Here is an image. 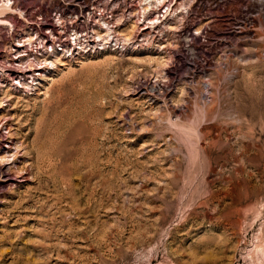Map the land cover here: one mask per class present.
I'll use <instances>...</instances> for the list:
<instances>
[{"label":"rangeland","instance_id":"1","mask_svg":"<svg viewBox=\"0 0 264 264\" xmlns=\"http://www.w3.org/2000/svg\"><path fill=\"white\" fill-rule=\"evenodd\" d=\"M59 2L0 1V56ZM196 2L8 92L0 264H264V0L196 5L190 46Z\"/></svg>","mask_w":264,"mask_h":264},{"label":"built area","instance_id":"2","mask_svg":"<svg viewBox=\"0 0 264 264\" xmlns=\"http://www.w3.org/2000/svg\"><path fill=\"white\" fill-rule=\"evenodd\" d=\"M58 5L48 6L42 3L35 10L31 17V27L33 28V43L27 47L31 56L24 59L23 67L28 69L29 63L34 66L39 65L37 59L38 53H61L63 56L71 59L94 54L104 48L106 45L118 47V44L125 46L122 37H116L115 32L120 25L128 23L140 16L147 17L142 24L154 21L157 24L163 23L165 17L176 9L177 0H151L140 4V0H60ZM192 4L182 23V33L189 37V45H192L194 30L200 20H195L196 5L204 4L205 0H196ZM26 14V12H25ZM159 17V19H157ZM128 18V19H127ZM107 20L108 24L101 23ZM158 21V22H157ZM106 25V26H105ZM112 27L113 35L110 40L98 38V33L102 29ZM120 35V34H118ZM115 36V37H114ZM121 36V35H120ZM29 37V36H28ZM22 40V37H20ZM25 39L20 45L21 50L24 48ZM28 43V42H27ZM61 51V52H60ZM26 51L20 54H25ZM42 66V64L40 65ZM35 67V69H36Z\"/></svg>","mask_w":264,"mask_h":264},{"label":"bare ground","instance_id":"3","mask_svg":"<svg viewBox=\"0 0 264 264\" xmlns=\"http://www.w3.org/2000/svg\"><path fill=\"white\" fill-rule=\"evenodd\" d=\"M0 1L2 2L3 6L7 7L12 12H13V10H15L13 5L9 4V2L11 0H0ZM143 1L150 2L151 0H143ZM140 4H143L142 0H140ZM19 10H20V14H21L22 9L20 8ZM169 16L170 15H167L166 17H169ZM146 18L147 17L143 16V19H141L139 16L137 18L139 25H142L145 28H147V27L154 28V27L159 25L154 21H152V23L148 22L147 24H142V22ZM157 19H159V17ZM131 20H130V22H131ZM0 23L7 24V23H11V22H8V20L2 19L0 17ZM101 23H105V24L109 25V22H107V20H103V22H100L99 25H102ZM163 23L166 24V21L164 20ZM128 25H129V23H128ZM142 26H141V28H142ZM111 29H113V28L108 27L106 29V32L103 33L104 35L102 34V32H100L101 34L98 33V38H100L101 40H105V43H107L110 40L111 36L113 35V32L115 31V30L112 31ZM156 29H157V27H156ZM24 31L19 32V33L17 32L16 34H14L13 38H14L15 44H12V42H11V44L9 43L10 44L9 46L6 44L8 46L7 50H9V51H7L8 53L5 55V57L0 56V110H2V112L7 111L6 108H4V103L8 102L10 100L9 98L6 99L7 95H9L8 92L9 93L11 92L10 94H13V95L14 94L22 95L24 92H26V94H28V95L35 94V93L37 94L39 92L38 90L40 88L38 86H36L37 84L35 85L34 82L35 81H37V82L41 81V78H43L46 75L45 74L46 65H42V66H40V65L41 64H47V63H51L52 65L56 64L55 61L52 60L51 57L56 56L58 53H54V54L51 53L52 54L51 55L49 52H47V53H38L37 59L39 60V65L37 67L36 66L33 67V63H29L28 69H25L23 67L24 59L31 56V54H30L31 52L29 50H27V47L30 43H33L32 33L30 31H27V30H24ZM33 31H35V30H33ZM118 34H116L117 35L116 41L118 39H121L118 37H122L123 38L122 40H124V42L126 44H129V45L133 44V43L135 44L134 41L132 42V40L130 41L128 38L125 39L122 35L120 36ZM20 37H22V40L25 39L24 42H26L24 44V46H23L24 48L22 50L20 48L21 43H19V42H22ZM16 41L18 44L16 43ZM4 47H6V46H4ZM23 51H26V52H25V54L21 55L20 53ZM62 60L64 63H66V60L67 61L71 60V56H69V57L63 56ZM35 67H36V69H35ZM164 70H166L165 67L162 69V71H164ZM30 73H31V75H28ZM6 87H8V89H6ZM33 88L35 90V93H28L29 90H33ZM11 90H13V92ZM4 114H6V113H4ZM5 117L7 118V115ZM0 123H2V121ZM2 125H1V127H2L1 131L5 128V126L7 124L5 123ZM5 159H6V155H4V154L0 155V180H3L4 178L7 177V170L5 169V167L3 165ZM2 161H3V163H1Z\"/></svg>","mask_w":264,"mask_h":264}]
</instances>
